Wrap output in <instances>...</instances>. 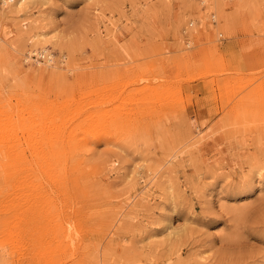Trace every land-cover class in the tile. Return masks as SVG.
I'll return each instance as SVG.
<instances>
[{
  "label": "rangeland",
  "instance_id": "1",
  "mask_svg": "<svg viewBox=\"0 0 264 264\" xmlns=\"http://www.w3.org/2000/svg\"><path fill=\"white\" fill-rule=\"evenodd\" d=\"M203 1L0 0V264H264V0Z\"/></svg>",
  "mask_w": 264,
  "mask_h": 264
},
{
  "label": "bare ground",
  "instance_id": "2",
  "mask_svg": "<svg viewBox=\"0 0 264 264\" xmlns=\"http://www.w3.org/2000/svg\"><path fill=\"white\" fill-rule=\"evenodd\" d=\"M204 1H205V0H204ZM204 1H203V2H204ZM11 2L14 3V0H11ZM42 56H46V54H42ZM24 122H25V121H24ZM8 123H9V122H8ZM22 123H23V122H22ZM23 124H24V123H23ZM1 132H2V131H1ZM4 132H5V131H4ZM32 132H33V131H32ZM6 133H7V132H6ZM5 149H6V148H5ZM2 151H3V150H2ZM19 153H20V152H19ZM37 157H38V156H37ZM18 160H19V159H18ZM14 161H15V160H14ZM16 162H17V161H16ZM29 163H30V162H29ZM18 164H19V163H18ZM13 165H14V163H13ZM20 165H21V164H20ZM26 165H28V164H26ZM21 166H22V165H21ZM16 167H17V164H16ZM16 167H15V168H16ZM18 167H20V166H18ZM25 167H26V166H25ZM12 171H13V170H12ZM12 171H11V172H12ZM44 171H45V170H44ZM15 173H17V172L15 171ZM12 174H13V173H12ZM72 243H73V242H72Z\"/></svg>",
  "mask_w": 264,
  "mask_h": 264
}]
</instances>
